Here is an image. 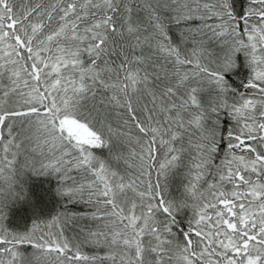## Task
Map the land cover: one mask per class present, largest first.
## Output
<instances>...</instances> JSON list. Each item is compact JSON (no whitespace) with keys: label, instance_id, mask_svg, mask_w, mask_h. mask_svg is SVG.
<instances>
[{"label":"snow or ice","instance_id":"obj_1","mask_svg":"<svg viewBox=\"0 0 264 264\" xmlns=\"http://www.w3.org/2000/svg\"><path fill=\"white\" fill-rule=\"evenodd\" d=\"M0 264H264V0H0Z\"/></svg>","mask_w":264,"mask_h":264}]
</instances>
